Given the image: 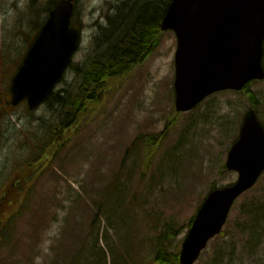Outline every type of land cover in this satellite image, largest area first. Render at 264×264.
<instances>
[{
    "label": "rangeland",
    "instance_id": "rangeland-1",
    "mask_svg": "<svg viewBox=\"0 0 264 264\" xmlns=\"http://www.w3.org/2000/svg\"><path fill=\"white\" fill-rule=\"evenodd\" d=\"M57 1L0 0L2 66L12 72L19 65ZM121 1H75L73 20L81 41L57 94L79 93L94 37ZM175 49L174 33L163 31L155 51L115 77L86 116L82 113L77 128L62 126V136L50 138L51 126L62 121H56L59 104L45 101L31 111L19 105V118L12 115L10 131L0 140V204L6 195L10 203L20 193L10 185L24 179L25 187L16 202L3 203L1 224H10L4 236L11 237L0 242V264H151L148 238L163 231L170 233V247L180 250L207 193L237 179L224 163L247 109L261 115L264 127V78L176 112ZM62 109L65 114L69 107ZM47 139L54 140L55 152L41 163L38 151ZM28 195L31 209L21 212ZM133 240H139L137 250L128 257ZM193 264H264V172L235 201L222 230Z\"/></svg>",
    "mask_w": 264,
    "mask_h": 264
},
{
    "label": "water",
    "instance_id": "water-1",
    "mask_svg": "<svg viewBox=\"0 0 264 264\" xmlns=\"http://www.w3.org/2000/svg\"><path fill=\"white\" fill-rule=\"evenodd\" d=\"M75 0H59L11 79L12 104L26 99L38 106L60 80L79 44L70 25ZM176 37L174 105L178 112L195 107L208 95L240 90L264 78V0H171L160 23ZM225 166L237 180L215 188L199 206L179 252V264H193L207 241L224 225L230 208L264 170V130L253 109L243 118Z\"/></svg>",
    "mask_w": 264,
    "mask_h": 264
},
{
    "label": "trees",
    "instance_id": "trees-1",
    "mask_svg": "<svg viewBox=\"0 0 264 264\" xmlns=\"http://www.w3.org/2000/svg\"><path fill=\"white\" fill-rule=\"evenodd\" d=\"M170 1L128 0L126 2L123 0L117 5L113 13L107 15V25L101 29L97 37H94V53L81 71V76H83L79 93L74 97L72 95L63 96L58 93L55 95L54 100L48 98L52 105L59 104L57 109L61 112H59V118L56 121L62 120L61 123L58 122V128L51 126L50 138L59 134L62 136L64 134L62 126L67 125L70 131L77 128L81 122H79V119H81L82 113L84 112L83 115L86 116L89 104L100 100L101 94L115 77H121L131 72L135 65L141 64L148 55L155 51L163 34L160 30V23ZM71 24L75 26L73 19ZM66 106L69 107V110L64 114L65 109L62 108ZM50 141L45 140L39 147L38 152H43L41 163L49 162L52 151L55 152L54 148L51 147L54 140L52 139V143ZM48 145L49 150L47 149ZM36 162L39 163L38 160ZM23 182L24 179H22L21 184L18 180L19 186H17L18 184L10 185L12 189L20 187V193L16 191L11 197V202H16L19 196L22 195L21 190L23 191L25 187L22 184ZM6 196V199L0 204V236L2 237L0 242L6 239L5 243L11 237L9 234L6 237L4 236V232L10 228V224L8 223L6 226L1 224L5 212L3 203L7 204L10 201L8 195ZM31 199L29 195L26 196V200L24 199L23 202L24 205L21 206V212L24 207L25 209L31 207L33 204ZM148 242L150 243L148 248H150L151 264H178L179 250L178 247H170V233L163 231L156 237L150 236ZM138 243L139 240H133L128 244L129 248L125 251L128 257L137 250L134 245ZM96 254L97 256H103L102 253ZM132 264L137 263L134 261Z\"/></svg>",
    "mask_w": 264,
    "mask_h": 264
},
{
    "label": "flooded vegetation",
    "instance_id": "flooded-vegetation-1",
    "mask_svg": "<svg viewBox=\"0 0 264 264\" xmlns=\"http://www.w3.org/2000/svg\"><path fill=\"white\" fill-rule=\"evenodd\" d=\"M3 64V63H2ZM18 66V65H17ZM17 66L14 70L10 72L8 65H1L0 62V140L2 137L6 136V132L10 131L12 123V115H17L15 110L19 107L18 105L11 104V94H10V80L15 73ZM256 113V111H255ZM256 116H261L258 112ZM17 118L19 116L17 115ZM7 123V124H5ZM2 174L0 173V179ZM4 196V187L0 188V198Z\"/></svg>",
    "mask_w": 264,
    "mask_h": 264
}]
</instances>
